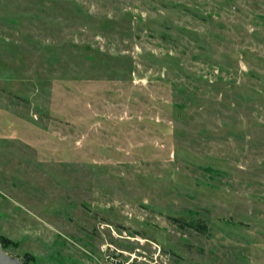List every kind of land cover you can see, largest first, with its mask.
<instances>
[{
  "label": "rangeland",
  "instance_id": "rangeland-1",
  "mask_svg": "<svg viewBox=\"0 0 264 264\" xmlns=\"http://www.w3.org/2000/svg\"><path fill=\"white\" fill-rule=\"evenodd\" d=\"M0 242L264 264V0H0Z\"/></svg>",
  "mask_w": 264,
  "mask_h": 264
},
{
  "label": "built area",
  "instance_id": "built-area-1",
  "mask_svg": "<svg viewBox=\"0 0 264 264\" xmlns=\"http://www.w3.org/2000/svg\"><path fill=\"white\" fill-rule=\"evenodd\" d=\"M115 250L112 249L111 252H107L105 254L104 258H105L106 264H133L134 261H123L120 258V254L123 253V251H120V250L115 251ZM145 262H146L145 264H160L157 259H155L154 261L145 259ZM137 264H143V263H137Z\"/></svg>",
  "mask_w": 264,
  "mask_h": 264
},
{
  "label": "trees",
  "instance_id": "trees-1",
  "mask_svg": "<svg viewBox=\"0 0 264 264\" xmlns=\"http://www.w3.org/2000/svg\"><path fill=\"white\" fill-rule=\"evenodd\" d=\"M176 222H181L180 219H173ZM187 226L192 227L194 229H196L197 231L201 232V233H208L209 232V226L208 224H206L204 221H191V222H186L185 223Z\"/></svg>",
  "mask_w": 264,
  "mask_h": 264
},
{
  "label": "water",
  "instance_id": "water-1",
  "mask_svg": "<svg viewBox=\"0 0 264 264\" xmlns=\"http://www.w3.org/2000/svg\"><path fill=\"white\" fill-rule=\"evenodd\" d=\"M3 252L4 250L2 249V245L0 242V264H24L18 257L15 256L16 259H14L12 257L6 256ZM10 256H13V255H10Z\"/></svg>",
  "mask_w": 264,
  "mask_h": 264
},
{
  "label": "bare ground",
  "instance_id": "bare-ground-1",
  "mask_svg": "<svg viewBox=\"0 0 264 264\" xmlns=\"http://www.w3.org/2000/svg\"><path fill=\"white\" fill-rule=\"evenodd\" d=\"M3 253H4L6 256H8V257H12V258L16 259L15 256H10V255L6 254L5 252H3Z\"/></svg>",
  "mask_w": 264,
  "mask_h": 264
}]
</instances>
